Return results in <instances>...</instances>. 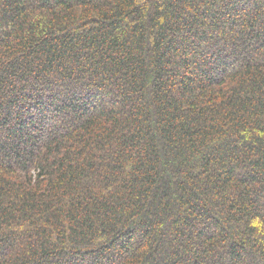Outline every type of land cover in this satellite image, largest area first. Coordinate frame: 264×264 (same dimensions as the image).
I'll return each mask as SVG.
<instances>
[{
	"label": "trees",
	"instance_id": "trees-1",
	"mask_svg": "<svg viewBox=\"0 0 264 264\" xmlns=\"http://www.w3.org/2000/svg\"><path fill=\"white\" fill-rule=\"evenodd\" d=\"M0 264H264V0H0Z\"/></svg>",
	"mask_w": 264,
	"mask_h": 264
}]
</instances>
